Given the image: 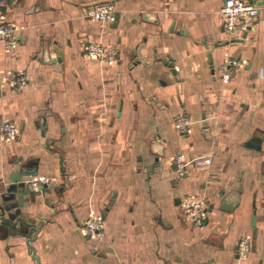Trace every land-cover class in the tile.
Returning a JSON list of instances; mask_svg holds the SVG:
<instances>
[{"label":"crops","instance_id":"0c3cea01","mask_svg":"<svg viewBox=\"0 0 264 264\" xmlns=\"http://www.w3.org/2000/svg\"><path fill=\"white\" fill-rule=\"evenodd\" d=\"M101 1L3 7L16 29L10 48L0 40V121L19 132L0 138V204L40 225V264H264V5L230 34L224 0H113L114 21L84 14ZM90 42L114 61L91 58ZM14 69L21 87L6 80ZM179 153L212 164L181 176ZM34 166L51 188L11 182ZM190 196L202 225L185 213ZM90 215L102 238L82 232ZM26 240L0 237V264H36Z\"/></svg>","mask_w":264,"mask_h":264},{"label":"built area","instance_id":"2783aa9c","mask_svg":"<svg viewBox=\"0 0 264 264\" xmlns=\"http://www.w3.org/2000/svg\"><path fill=\"white\" fill-rule=\"evenodd\" d=\"M7 0H0V40L5 42V46L10 48L15 42V25L8 21L3 12V7ZM259 6L251 0H224L221 7L222 21L225 29L230 34H235L239 30H247L253 23ZM84 14L95 20L114 21L116 20V5L113 0H105L89 5ZM85 51L91 58L104 59L109 62L114 61L115 51L97 42H90L85 45ZM230 73L223 75L224 81H228ZM25 72L14 69L6 74L7 82L13 87H21L25 83ZM188 120L181 119L179 127L188 124ZM19 126L10 120L0 121V138L11 140L17 136ZM174 164L179 175L189 173L194 166H210L212 164L211 155H202L187 158L183 153L176 155ZM51 178L46 175H35L28 180V184L33 189H39L41 185L49 186ZM1 189V185H0ZM183 207L187 217L197 225H202L207 217L205 204L197 198L190 196L183 202ZM105 223L99 215H90L81 226L82 232L90 237L102 238L104 236ZM250 250V240L243 237L238 242V252L241 258H245Z\"/></svg>","mask_w":264,"mask_h":264},{"label":"water","instance_id":"95a60500","mask_svg":"<svg viewBox=\"0 0 264 264\" xmlns=\"http://www.w3.org/2000/svg\"><path fill=\"white\" fill-rule=\"evenodd\" d=\"M254 2L257 6L264 5V0H251ZM61 53V52H60ZM61 59V58H59ZM166 64L171 68V71L175 73L174 64L172 62H166ZM44 132V130H42ZM249 145L256 146L255 144L251 143V141L247 142ZM37 175V166L34 167H26V168H19L17 172H15V175H11L12 183L21 182V185H23L24 189L29 188L28 180L31 179V177ZM53 184L46 187V189L51 188ZM22 188V187H21ZM17 186L12 189L16 190ZM10 191V192H11ZM10 199L11 197H7ZM224 207H228L224 203ZM11 207H7L0 204V232H4L3 235L0 234V237L5 238L8 235H14V234H23L27 236V244L32 248V257L35 260L36 264H40L39 256L35 252V248L33 247V240L36 237L37 230L39 229L40 225L33 222L32 219L29 217L23 216L22 213L17 212H9ZM7 212L11 213L8 214Z\"/></svg>","mask_w":264,"mask_h":264}]
</instances>
